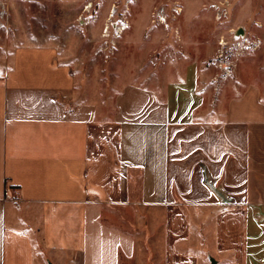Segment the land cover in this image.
Masks as SVG:
<instances>
[{"label": "crops", "instance_id": "crops-1", "mask_svg": "<svg viewBox=\"0 0 264 264\" xmlns=\"http://www.w3.org/2000/svg\"><path fill=\"white\" fill-rule=\"evenodd\" d=\"M161 72L168 96L108 101L47 45L0 61V264H119L133 238L102 211L125 205L161 223L162 264H264L260 85L208 110L197 64Z\"/></svg>", "mask_w": 264, "mask_h": 264}, {"label": "rangeland", "instance_id": "rangeland-1", "mask_svg": "<svg viewBox=\"0 0 264 264\" xmlns=\"http://www.w3.org/2000/svg\"><path fill=\"white\" fill-rule=\"evenodd\" d=\"M217 6L227 17L217 19ZM236 27L258 36L261 45L240 58L237 81L227 80L218 96L244 81L257 82L264 93V0H0V61L15 47L47 45L81 85L92 82L108 101L126 86L152 90L154 79L168 96L169 79L161 71L194 63L203 105L212 110L209 61L219 39L231 38L229 29ZM102 221L133 238L132 252L120 253L119 264H162V227L153 213L107 206Z\"/></svg>", "mask_w": 264, "mask_h": 264}, {"label": "built area", "instance_id": "built-area-1", "mask_svg": "<svg viewBox=\"0 0 264 264\" xmlns=\"http://www.w3.org/2000/svg\"><path fill=\"white\" fill-rule=\"evenodd\" d=\"M218 7L216 9L217 19L227 17V9ZM120 22L123 26L121 30H123L125 22L124 20ZM237 31L238 27L230 28L231 38L219 39V47L216 50L215 56L209 61V65L213 69L209 78V87L213 91V101L217 99L220 89L227 80L237 81V64L240 58L246 53L260 48L261 40L258 36H250L243 30L242 33L237 34Z\"/></svg>", "mask_w": 264, "mask_h": 264}, {"label": "bare ground", "instance_id": "bare-ground-1", "mask_svg": "<svg viewBox=\"0 0 264 264\" xmlns=\"http://www.w3.org/2000/svg\"><path fill=\"white\" fill-rule=\"evenodd\" d=\"M91 7V4H86V9H85V11H88V9L87 8H90ZM240 34V33H242V30H240V29H238V31H237V34Z\"/></svg>", "mask_w": 264, "mask_h": 264}, {"label": "water", "instance_id": "water-1", "mask_svg": "<svg viewBox=\"0 0 264 264\" xmlns=\"http://www.w3.org/2000/svg\"><path fill=\"white\" fill-rule=\"evenodd\" d=\"M213 263H214V260L212 259V260H211V264H213Z\"/></svg>", "mask_w": 264, "mask_h": 264}]
</instances>
